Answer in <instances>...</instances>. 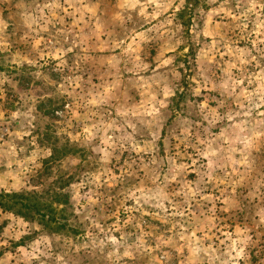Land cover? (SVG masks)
Returning <instances> with one entry per match:
<instances>
[{
  "label": "rangeland",
  "instance_id": "rangeland-1",
  "mask_svg": "<svg viewBox=\"0 0 264 264\" xmlns=\"http://www.w3.org/2000/svg\"><path fill=\"white\" fill-rule=\"evenodd\" d=\"M0 193V264H264V0H0Z\"/></svg>",
  "mask_w": 264,
  "mask_h": 264
},
{
  "label": "trees",
  "instance_id": "trees-1",
  "mask_svg": "<svg viewBox=\"0 0 264 264\" xmlns=\"http://www.w3.org/2000/svg\"><path fill=\"white\" fill-rule=\"evenodd\" d=\"M196 5H187L177 14V18L186 32H189V27L192 25L193 18L196 15ZM64 152L52 149L51 161L58 160ZM55 203L66 204V200H62V196L55 198ZM0 209L4 212H9L14 215L20 216L24 219H32L37 221L46 229H50L55 233L61 231L64 227L60 220L56 217L57 212L49 206H43L36 202L32 197L27 194L17 193H0Z\"/></svg>",
  "mask_w": 264,
  "mask_h": 264
}]
</instances>
